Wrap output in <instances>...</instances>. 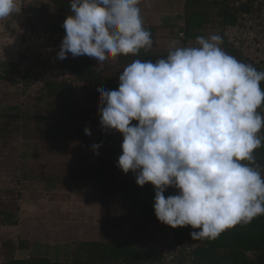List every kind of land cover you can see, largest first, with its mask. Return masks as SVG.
Segmentation results:
<instances>
[{
	"label": "clouds",
	"instance_id": "1",
	"mask_svg": "<svg viewBox=\"0 0 264 264\" xmlns=\"http://www.w3.org/2000/svg\"><path fill=\"white\" fill-rule=\"evenodd\" d=\"M141 0H70L57 57L104 62L148 50ZM21 10L0 0V20ZM222 37H196V46L173 40L166 56L135 59L123 67L117 89L98 88L105 132L123 136L118 167L136 183L155 186L154 212L172 228L191 226L193 240L218 237L264 215V177L254 151L264 146V71L238 61ZM137 121L133 124V121ZM91 136L89 127L84 129ZM102 143L93 144L99 154ZM247 161L248 163H244ZM169 187L178 194L165 196Z\"/></svg>",
	"mask_w": 264,
	"mask_h": 264
},
{
	"label": "rangeland",
	"instance_id": "2",
	"mask_svg": "<svg viewBox=\"0 0 264 264\" xmlns=\"http://www.w3.org/2000/svg\"><path fill=\"white\" fill-rule=\"evenodd\" d=\"M37 1L43 5L50 3V0ZM260 2L252 19L255 25L249 24L248 18L238 27L226 30L216 21L203 28L204 37L219 34L222 37L220 47L224 51L228 41L239 50L240 62L261 63L264 60V1ZM25 6L26 0L25 22L18 26L9 22L4 26L5 32H0V47L5 54V59L1 60L8 61L11 69L18 63L20 72V75L12 73L0 79V208L17 221L11 223L5 213L0 215V263L7 259L13 245L20 255L22 252L27 257L40 254L67 261L77 243L108 237L101 226V200L109 193L122 191L128 184L126 174L117 166L123 136L118 131L106 132L98 155L92 148L93 144L101 143L98 136L91 145L80 140L79 133H84L85 127H90L92 120L99 116L98 91L78 80L57 57L56 50L46 52L38 46L27 47L24 36L32 28L28 26ZM49 11L53 13L52 9ZM180 16L176 23L178 28L170 26L155 36L148 49L153 54L150 60L167 55L172 41L169 38H174V34L179 45L196 46V40L184 42V34L179 31L184 25L183 8ZM58 32L63 39L65 33ZM45 53L48 59L44 57ZM68 56L72 57L70 53ZM91 58L95 68L103 69L104 79L108 78L107 83L97 85L105 89L119 82L123 67L131 63H119L117 57L100 63ZM51 82L71 83L74 87V117L63 119L67 130L58 139L55 136L48 138L42 132L47 123L34 118L50 112L47 96L39 98L45 93L44 86ZM17 111L20 112L18 119L4 116ZM257 111L264 116V103ZM54 133L58 135L56 129ZM259 135L264 138V128ZM101 161L109 180L102 185L96 178L87 181L86 173L91 169L97 171L96 166ZM256 165L264 177V166ZM109 184L108 188L104 186ZM171 230V226L159 221L153 230L156 240L149 244L166 262L178 255L180 249L171 245ZM7 240L12 241L11 247Z\"/></svg>",
	"mask_w": 264,
	"mask_h": 264
},
{
	"label": "trees",
	"instance_id": "3",
	"mask_svg": "<svg viewBox=\"0 0 264 264\" xmlns=\"http://www.w3.org/2000/svg\"><path fill=\"white\" fill-rule=\"evenodd\" d=\"M260 1L264 0H184V25L179 27V31L184 34L183 40L187 43L190 40H196L197 36H204L203 28L216 21L226 30L238 27L248 18L251 21L249 24L255 25L256 23H253L252 19L261 4ZM49 9H52L53 13ZM25 10L28 26L32 29L61 31L63 34L65 33L64 20L68 14H71L70 0H50V3H44V5L38 3L37 0H26ZM177 22L164 26V29H168L170 26L178 28ZM144 28L151 32L153 41L161 26ZM175 35L169 40H175ZM225 45V51L239 61L241 59L239 50L228 41ZM152 55V52L141 49L136 55L117 56V61L123 63L132 62L135 59L145 60L151 58ZM244 60L246 61V59ZM244 63L247 64V61ZM63 65L70 69L78 80L96 89L100 88V86L97 87L98 84L108 81V78L105 80L102 76L103 69L93 66L91 57L68 56L63 59ZM250 65L258 71H264V60L257 65ZM14 66L11 69L8 61L0 59V79H5L12 73L20 75L18 63H15ZM118 86L119 82L110 84L109 90L117 89ZM44 87L45 93L39 99H44L47 96L50 112L45 115H36L34 118L47 123L42 132L46 133L48 138L55 136L58 139L67 130L63 119L74 117L72 95L74 87L71 83L65 82H51ZM261 88L264 90V81L261 82ZM4 116L8 119H18L20 112ZM98 117L90 123L89 128L92 133L90 137L86 136L85 132L79 133L80 140L86 145H91L96 136L101 142L107 136V133L101 128L100 117ZM132 123L136 124L137 121L134 120ZM54 129L58 132L57 136L55 133L53 134ZM262 143H264V139ZM254 155L256 158L254 165L264 166V146L257 148ZM96 167L97 171L91 169L84 177L87 181L96 178L102 185L106 180H109V176H107L102 161ZM126 180L128 184L122 191L109 193L108 197L101 200V226L103 232L108 236L104 240L77 243L72 251L71 259L67 261L52 259L40 254L27 257L22 251L23 255H20L19 251H14L16 248L13 245L7 259L0 264H185L186 262L188 264H264V215L253 218L249 223L241 222L227 228L214 239L193 240L190 233L199 231V229H193L191 226L172 228L171 245L175 249H180L177 251L178 255L174 256L170 262H166L158 251L149 246L156 240L153 230L159 222L153 207L155 186L150 182L144 186L138 185L132 171L126 174ZM104 186L108 188L110 184ZM176 194H178V189L174 187H169L165 191L166 197ZM113 198H118V200L114 201ZM4 213L6 219L8 218L11 223L17 222L12 218V214H8L0 208V215ZM6 243H9L11 247V240H7Z\"/></svg>",
	"mask_w": 264,
	"mask_h": 264
},
{
	"label": "crops",
	"instance_id": "4",
	"mask_svg": "<svg viewBox=\"0 0 264 264\" xmlns=\"http://www.w3.org/2000/svg\"><path fill=\"white\" fill-rule=\"evenodd\" d=\"M184 0H141L139 8L143 19V26H161L155 36L161 33L164 26L173 24L180 18Z\"/></svg>",
	"mask_w": 264,
	"mask_h": 264
},
{
	"label": "built area",
	"instance_id": "5",
	"mask_svg": "<svg viewBox=\"0 0 264 264\" xmlns=\"http://www.w3.org/2000/svg\"><path fill=\"white\" fill-rule=\"evenodd\" d=\"M46 1V0H44ZM20 5H21V10L18 13H14L12 15V17H8L4 20H0V32L1 34L5 32L4 26L9 22H12V24L14 23L15 25H19L25 22V13H24V0H19ZM4 29V30H3ZM25 39H26V44L27 47L28 46H38L40 48H42L44 51L48 52V50H56V52L58 53L60 50V46L62 43V35L60 32L58 31H44V30H28L25 34ZM1 41V38H0ZM1 44V42H0ZM21 44H23V42H21ZM26 52V47L23 48ZM50 52V51H49ZM27 53V52H26ZM4 54V50L2 49V47H0V59H5V57L3 56ZM44 57H46L48 59V57L46 56V53L44 55Z\"/></svg>",
	"mask_w": 264,
	"mask_h": 264
}]
</instances>
